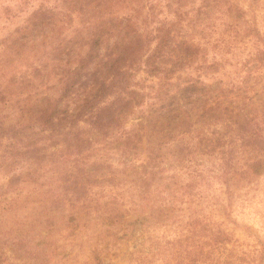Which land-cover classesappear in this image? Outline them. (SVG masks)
I'll list each match as a JSON object with an SVG mask.
<instances>
[{"label":"rangeland","instance_id":"374dc122","mask_svg":"<svg viewBox=\"0 0 264 264\" xmlns=\"http://www.w3.org/2000/svg\"><path fill=\"white\" fill-rule=\"evenodd\" d=\"M102 1L0 0V52L10 58L5 79L24 80L35 67L43 73L0 101V117L14 120L28 95L55 93V46L67 43L84 53L101 23L128 21L129 33L143 37L172 25L197 52L174 71L151 73L144 56L158 40L145 44L130 84L141 94L139 103L105 138L88 133L92 143L84 152L63 143L45 150L51 138L35 122L30 141L0 138L1 263L264 264V0ZM38 10L57 14L54 28L36 52L16 53L10 34ZM189 81L205 83L201 102L214 105L206 114L189 108L188 100L179 99L187 106L181 112L177 103L169 106L178 85ZM115 100L112 95L105 103ZM237 110L252 118L258 152L227 166L219 148L204 143L206 137L229 139ZM181 116L190 117L193 129L178 130ZM167 126L177 136L156 157L149 140L164 139ZM180 138L182 148H167Z\"/></svg>","mask_w":264,"mask_h":264},{"label":"trees","instance_id":"16d2710c","mask_svg":"<svg viewBox=\"0 0 264 264\" xmlns=\"http://www.w3.org/2000/svg\"><path fill=\"white\" fill-rule=\"evenodd\" d=\"M102 2V0H96L95 5ZM56 15L54 12L45 10L35 11L25 26L14 30L10 34V43L13 44V48L16 46V53H22L27 48L36 52L41 48L48 29H53L55 26ZM114 19L116 18L114 17L112 21ZM108 20H111V17ZM99 25L101 26L96 25V29L88 35L85 41L87 49L84 53H80L75 46L72 48L67 43L55 46L53 57L56 58V73L59 75L56 85H51V87H55V93L38 95V98L28 95L22 103V95H17L15 103H21L19 105L20 115L14 120L8 121H5L6 115L0 117V138L7 135L19 141L22 138L30 141L34 133L29 129L35 122L39 126L38 131H48V137L51 138L47 145L42 147L45 150L59 143L60 148L63 145L73 146L71 150L77 153L84 152L91 147L92 143L88 133L96 131L99 136L105 138L106 134L120 126L125 114L139 103L141 94L131 88L130 84L133 67L141 59L145 44L147 47L151 40H158L155 46L148 47V52L144 56V63L149 66L148 71L151 73L174 71V67L180 68L181 65L191 61L190 56L197 52L196 46L185 43L182 38L176 37L179 33L174 27L171 28L172 25L158 26L154 34L144 37L137 30L130 34L127 28L128 21L123 25L121 20L109 25L104 23ZM111 28L112 32L116 30L118 33L115 39L109 41L108 36L112 34ZM61 52L64 53V56H61ZM0 53V101L11 96L13 92L18 94L26 84L34 83V77L38 75V71L43 75L41 69L39 70L40 67H35L32 76L24 78V80L5 79L9 71L10 58L4 59L5 50ZM171 56L172 58H170ZM73 60L75 63L71 65L70 62ZM168 62L170 65H167ZM203 85L205 83L202 81L179 84V90L177 93H173L172 98L168 101L169 106L177 103L176 105L181 108L179 112L184 111L187 106L189 108L201 107L200 113L206 114L214 105H207L205 99L201 102V98L205 97ZM77 90H80V94L72 104H69V97L73 96ZM112 95H115V102L105 103L106 98ZM179 99L188 100L189 105L185 106L184 102L179 103ZM240 108L242 109V107ZM177 113L175 114L176 118H179ZM167 116L163 117L167 119ZM233 116L235 117L229 122L231 125L233 124L228 135L229 139L217 136L213 142L206 137L204 143L207 146L219 148L221 159L227 166H235L236 160L241 154L248 160L250 157H255L258 152L255 145L258 139L252 136V118L249 117L247 111L240 112V110L235 111ZM189 118L181 116L183 125L178 130L193 129ZM79 121L85 122L87 128L81 127ZM162 134L165 136L164 139L161 137L157 141L149 140L148 150L156 157L163 153L164 142L173 140V137L177 136V131L175 127L172 129L167 126ZM127 136L128 142L131 139L129 134ZM183 143L185 141L180 138L175 141L173 146L167 148H180L179 146L182 148ZM32 146L33 151H37L38 148ZM52 154L53 152H50L48 156L50 157ZM51 162H53L52 159ZM0 264H2L1 261Z\"/></svg>","mask_w":264,"mask_h":264}]
</instances>
